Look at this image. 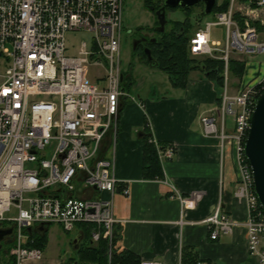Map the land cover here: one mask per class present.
Returning <instances> with one entry per match:
<instances>
[{
    "label": "built area",
    "instance_id": "1",
    "mask_svg": "<svg viewBox=\"0 0 264 264\" xmlns=\"http://www.w3.org/2000/svg\"><path fill=\"white\" fill-rule=\"evenodd\" d=\"M218 1V0H217ZM124 0H0V56L8 63L0 84V226H13L12 254L17 264L39 259V247L29 230L58 223L67 231L91 225V239L112 241L118 219L115 156L103 155L107 136L115 140L121 99L136 100L123 88L120 42ZM190 37V52L223 62L224 86L220 125L211 115L202 117L206 135L220 138L222 148H234L238 181L235 197L244 201L247 247L254 264H264V210L254 188L244 144L258 96L264 91V0H229ZM213 26L225 28V44L211 38ZM70 31L92 32L77 55L67 53ZM261 55L259 69L236 94L229 92L231 59ZM251 61L247 62V66ZM98 73L89 77V67ZM234 120L231 133L226 118ZM161 163L172 159L175 146L155 138ZM124 195L130 189H122ZM183 209L194 207L180 197ZM15 208L17 215L6 218ZM210 237L230 233L240 223L219 204L204 220ZM140 264H162L144 258ZM179 264H182L180 260ZM197 264H205L198 262Z\"/></svg>",
    "mask_w": 264,
    "mask_h": 264
},
{
    "label": "crops",
    "instance_id": "2",
    "mask_svg": "<svg viewBox=\"0 0 264 264\" xmlns=\"http://www.w3.org/2000/svg\"><path fill=\"white\" fill-rule=\"evenodd\" d=\"M257 70L252 65L246 68L242 84L235 83L232 94L249 83ZM190 75L185 87H174L166 74L161 86L153 83L147 92L136 94L129 90L136 100L121 99L117 136L115 140L112 135L105 138L103 155L114 154L116 176L124 181L114 195L105 192L100 196L114 198L120 235L117 246L131 250L140 260L179 264L183 251L190 250L205 264H251L243 224L247 207L234 194L238 181L234 148H222L219 137L206 135L201 120L205 115L212 116L220 90L202 71ZM145 126L162 145L175 146L174 157L161 163L163 178L143 176ZM233 129L231 117L225 130L231 133ZM125 186L130 189L129 195L122 192ZM180 197L191 199L194 207L183 209ZM219 204L240 224L212 239L211 228L204 220ZM70 257L42 254L39 259H25L20 264H68Z\"/></svg>",
    "mask_w": 264,
    "mask_h": 264
},
{
    "label": "trees",
    "instance_id": "3",
    "mask_svg": "<svg viewBox=\"0 0 264 264\" xmlns=\"http://www.w3.org/2000/svg\"><path fill=\"white\" fill-rule=\"evenodd\" d=\"M228 4L229 0H225L222 4L217 2L213 12L226 10ZM182 9L187 11V13L190 12V7ZM199 14L205 15L203 9ZM197 26L198 24L193 25L189 18H185L183 21H176L172 29L161 33L157 40L150 43L149 47L155 63L149 62L148 64L164 71L168 74L172 85L180 88L186 86L188 77L193 70L202 71L204 75L215 81L217 88L220 90L218 96V104H220L224 86L223 62L210 57L200 58L190 52V37L196 31ZM139 55L142 61L147 58L143 50L139 52ZM229 70L233 75L242 78L246 71V62L233 58L230 61ZM123 75V88L129 91L135 83L133 68L131 67L128 72H123ZM145 127L146 132L143 137V176L147 179L163 178L164 172L156 145L150 141L153 136L149 128ZM4 223H1V226ZM80 226L83 227L81 230L83 242L75 249L76 256H71L68 259V264H74L75 262L77 264H140L141 260L137 254L128 249H120L117 246L120 237L118 230L115 231L114 241L110 245V240L107 236H102L97 242L92 241L91 225L82 224ZM47 230L48 225H43L40 229L33 228L29 231L31 238L34 239L30 245L42 248L45 240H47ZM11 260L12 264H17L16 258L12 255ZM199 261L196 254L192 251H183L182 264H197Z\"/></svg>",
    "mask_w": 264,
    "mask_h": 264
},
{
    "label": "rangeland",
    "instance_id": "4",
    "mask_svg": "<svg viewBox=\"0 0 264 264\" xmlns=\"http://www.w3.org/2000/svg\"><path fill=\"white\" fill-rule=\"evenodd\" d=\"M225 0H218L219 4L224 3ZM203 3H198L190 7V12L183 10L182 8L172 9L168 13V17L171 21L174 20H184L189 18L193 25L196 24H205L208 20L212 18V15H200L199 13L203 9ZM123 31L121 34L120 42V60H121V69L123 72H128L129 69L133 68V75L136 78L134 85L131 87L133 93H142L147 92V88L152 85L158 84L162 85L166 78V73L159 70L158 68L152 69L150 66L143 62L139 56L134 57L131 50V39L128 36L129 30H134L138 26H148L152 25L155 22V17L153 13L145 7L143 0H124L123 3ZM171 27V24H169ZM225 28L221 26H213L211 29V38L219 40L222 45L225 44ZM92 32L88 31H70L66 36L67 43V53L77 55L79 47L83 41L91 42ZM235 58L240 61H251L253 62L252 66H257V61L260 62L263 57L261 55H238L234 54ZM8 65L5 56H0V84L3 81V74L5 73L6 66ZM152 69V70H151ZM259 69V67H258ZM89 77L94 79V76L98 73L96 66L89 67ZM151 70V72H149ZM255 71V70H254ZM197 70H194L190 76H196ZM253 75V74H252ZM255 75V73H254ZM253 75V77H254ZM252 77V78H253ZM241 78L232 74L229 70V81L228 88L229 92L232 93L234 90V84L239 83V86L242 84L240 81ZM135 86V88H133ZM223 90V88H222ZM217 107V106H216ZM217 118L219 123L221 112L215 108L213 114ZM227 120L230 121L231 117L228 116ZM17 215L15 208H12L11 211L6 213V218H12ZM10 221H5L3 225H10ZM2 225V226H3ZM80 226H77L73 231L67 232L62 226L58 223H51L48 225L47 230V240L45 244L42 245V254L43 257L46 256H55L62 254L65 257L76 256V251L73 248L72 242L75 239L76 235L79 233ZM82 229V228H81ZM264 240V238H263ZM12 247V246H11ZM13 249V247H12ZM12 254V252H11ZM10 254V256H11ZM0 264H12L9 260V256L3 257L0 253ZM251 264H254V260H251Z\"/></svg>",
    "mask_w": 264,
    "mask_h": 264
},
{
    "label": "water",
    "instance_id": "5",
    "mask_svg": "<svg viewBox=\"0 0 264 264\" xmlns=\"http://www.w3.org/2000/svg\"><path fill=\"white\" fill-rule=\"evenodd\" d=\"M217 0H166L165 5L172 8L175 7H191L198 3L204 4V13L210 14L216 5ZM158 20L160 23V29L166 25L165 12L157 11ZM147 55L146 63H155L150 48H145ZM244 154L250 164L254 178V188L258 196L260 204L264 210V91L259 95L256 100L254 111L251 117V123L248 130L247 138L244 145ZM13 229L0 230V240ZM82 235L79 233L76 235L72 242L73 248H77ZM114 241V239L112 240ZM111 241V242H112ZM110 242V245H111Z\"/></svg>",
    "mask_w": 264,
    "mask_h": 264
},
{
    "label": "flooded vegetation",
    "instance_id": "6",
    "mask_svg": "<svg viewBox=\"0 0 264 264\" xmlns=\"http://www.w3.org/2000/svg\"><path fill=\"white\" fill-rule=\"evenodd\" d=\"M166 0H143V3L145 7H147L154 15L155 22L152 25L148 26H138L134 30H129V37L131 39V50L132 55L140 56L139 52L141 50H145V48H150V43L157 40V37L164 33L166 30H170L175 26L176 21H183V20H174L171 21L168 17V13L170 10L174 9L170 6L165 5ZM176 8V7H175ZM157 11L159 12H165L166 15V25L163 28L164 30L160 29V23L157 16ZM169 24H171V27H169ZM138 54V55H137ZM134 56V57H136ZM147 59V58H146ZM145 59V61H146ZM143 61V62H145ZM7 229H13L11 226H0V230L4 231ZM13 247V230L12 232L6 234L1 240H0V253L3 257L9 256V260H11V252Z\"/></svg>",
    "mask_w": 264,
    "mask_h": 264
}]
</instances>
